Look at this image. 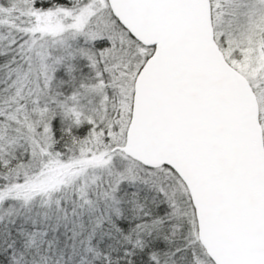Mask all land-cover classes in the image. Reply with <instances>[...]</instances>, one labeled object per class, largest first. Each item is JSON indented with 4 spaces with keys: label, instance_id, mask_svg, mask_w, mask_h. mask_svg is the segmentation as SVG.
<instances>
[{
    "label": "snow or ice",
    "instance_id": "6c2138e0",
    "mask_svg": "<svg viewBox=\"0 0 264 264\" xmlns=\"http://www.w3.org/2000/svg\"><path fill=\"white\" fill-rule=\"evenodd\" d=\"M0 264H264V0H0Z\"/></svg>",
    "mask_w": 264,
    "mask_h": 264
}]
</instances>
